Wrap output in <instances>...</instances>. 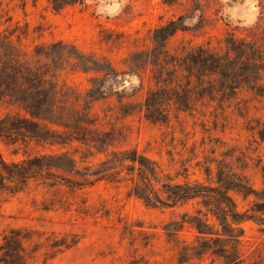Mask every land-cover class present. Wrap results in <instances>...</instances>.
Returning <instances> with one entry per match:
<instances>
[{"label":"rangeland","instance_id":"obj_1","mask_svg":"<svg viewBox=\"0 0 264 264\" xmlns=\"http://www.w3.org/2000/svg\"><path fill=\"white\" fill-rule=\"evenodd\" d=\"M261 134L264 0H0V264H264Z\"/></svg>","mask_w":264,"mask_h":264},{"label":"trees","instance_id":"obj_2","mask_svg":"<svg viewBox=\"0 0 264 264\" xmlns=\"http://www.w3.org/2000/svg\"><path fill=\"white\" fill-rule=\"evenodd\" d=\"M261 136L264 137V134H261ZM135 160H133V161L135 162ZM218 182L221 183L222 181H218ZM233 190L236 193L247 197L250 194L249 190H251V189H249V187L244 182L239 181L236 185L233 186ZM166 194H167V197L169 199H171L173 204L176 201H179L181 199H192V198H195V197H198L201 195L206 196V193H204V191H202V190H196L193 187L181 186V185L176 186L175 190L173 192L166 193ZM225 208L226 209L223 211L224 216L222 217V219H219V217L217 215H214L215 218L218 220L219 225L222 227V230H223L222 236H224L230 240L238 239V237H236L234 235H229L230 230H231V232H233V229H235L233 227V225H239L243 221L247 220L249 217H247L246 215L238 213L236 211L235 204H233L231 202H230V205H226ZM256 212H258V211H256ZM199 233H201V232H199ZM222 258L224 259L225 262H227V264H237L239 262L237 254L233 253V252L232 253L231 252L225 253V255H222Z\"/></svg>","mask_w":264,"mask_h":264}]
</instances>
